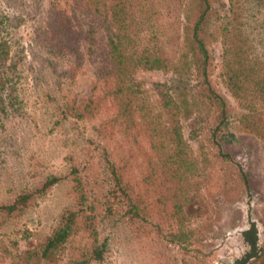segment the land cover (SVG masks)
I'll return each instance as SVG.
<instances>
[{"label":"rangeland","instance_id":"1","mask_svg":"<svg viewBox=\"0 0 264 264\" xmlns=\"http://www.w3.org/2000/svg\"><path fill=\"white\" fill-rule=\"evenodd\" d=\"M69 1L0 0V17H4L0 38L7 45L5 87H11V103L3 108L0 105V204H8L19 193H30L21 210L0 213V264H13L2 247L12 255L40 243L61 211L73 207L76 192L72 166H76L83 191L93 203L98 242H104V256L98 264H229L246 250L240 231L250 221L256 226L257 244L261 246L264 108L254 127L245 126L243 110L217 76L220 43L210 45L215 65L211 79L227 103V131L231 136L218 148L205 132L192 136L188 122H183L181 149L187 157L198 160L205 180L197 192L199 202L194 204L199 214L184 223L192 229L191 236L180 244L171 239V232L176 230L172 219L155 209L145 218L130 219L125 207L111 196L108 159L121 163L126 147L118 132L113 131L110 138L95 132L111 111H101L91 119L70 115L72 105L93 94L105 36L95 27L90 38V20L72 9ZM55 10H64L70 40L59 39L58 31H52L57 27L52 22ZM248 14L254 18H248L244 31L259 52L264 48L262 28L258 27L260 15L253 10ZM134 78L150 104L155 99L154 82L176 79L170 70H137ZM6 93L1 91L2 96ZM141 167L136 157L127 175L138 178ZM48 176L58 180L37 192ZM88 239L82 231L71 244L83 246ZM64 255L61 253V259Z\"/></svg>","mask_w":264,"mask_h":264},{"label":"trees","instance_id":"2","mask_svg":"<svg viewBox=\"0 0 264 264\" xmlns=\"http://www.w3.org/2000/svg\"><path fill=\"white\" fill-rule=\"evenodd\" d=\"M69 2L72 9L90 20L87 27L90 38L95 27L105 36L93 94L72 105L70 115L91 119L101 111H111L95 128L101 138H110L113 131L118 132L126 147L121 163L108 159L111 196L125 207L124 213L130 219L145 218L152 209L172 219L176 230L171 232V239L180 244L187 242L192 229L184 223L199 214L194 204L199 202L197 192L205 175L198 160L187 157L181 149L182 125L187 121L189 132L195 137L205 132L210 143L218 148L220 142L231 136L227 131V103L211 79L215 65L210 45L216 41L220 43L217 76L243 110L245 126L251 128L256 124L264 108V48L255 52L244 25H248L246 21L250 17L254 18L247 15L248 10L258 13V27L262 28L264 40V0ZM63 13L64 10L54 11L52 22L57 27L52 31H58L59 39L70 40ZM3 20L0 17V25ZM6 57L7 45L0 38L2 108L11 103V87H5ZM137 70H170L176 79L171 83L154 82L155 99L150 104L134 78ZM3 90H7L4 96ZM136 157L140 158L142 167L140 176L134 179L127 174ZM70 174L76 192L73 207L61 211L55 226L40 243L16 249L12 255L2 247L13 264L102 261L104 242H98L96 236L93 203L83 191L76 166H72ZM57 180L56 176H48L36 191L43 192ZM29 198L28 192L17 194L8 204H0V213L18 212ZM110 208L109 205L107 209ZM82 231L87 233L88 243L71 244ZM240 235L246 250L229 264H264V241L261 246L257 244L254 222L250 221Z\"/></svg>","mask_w":264,"mask_h":264}]
</instances>
